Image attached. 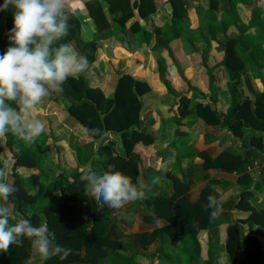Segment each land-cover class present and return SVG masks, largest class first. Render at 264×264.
I'll list each match as a JSON object with an SVG mask.
<instances>
[{"label":"trees","instance_id":"16d2710c","mask_svg":"<svg viewBox=\"0 0 264 264\" xmlns=\"http://www.w3.org/2000/svg\"><path fill=\"white\" fill-rule=\"evenodd\" d=\"M100 1L105 2L111 19L106 17ZM168 1L172 4L170 21L165 27L156 28V35L158 39L164 34H168L165 35L167 39H179L183 33L190 32L187 14L189 5L186 0ZM2 2L3 0H0V3ZM238 3L247 6L254 4V0H208V9L199 11L202 22L199 31L205 32L209 37L214 39L220 34L225 35L231 27L237 32V37L228 38L222 44L223 59L216 66L225 68L229 76L227 84L230 94L229 106L224 112H220L209 104L201 105L194 102L192 110L189 108L191 99L179 93L180 95L176 96L177 118L189 119L187 117L191 116L201 118L207 124L225 126L232 136L242 143L247 138L251 149L244 156L221 152L211 159L202 153L198 155L204 161V170L213 168L239 175L237 181L241 191L235 208L246 211L249 215L234 222L227 229L225 250L228 263L264 264V246L259 237L260 230L254 228L256 225L264 228V210L249 205L248 201L253 194L249 192L248 184L246 185L250 178L244 171L249 158L258 157L262 148L258 133L264 131V92L251 90V95L254 96L251 102V99H242L236 86L240 75H244L246 71L253 77L259 75L260 49L264 45V12L254 4L248 21L242 24V28L237 11ZM84 4L91 18L93 38L90 40L82 38L81 28L84 22L67 10L70 13L69 32L57 43L69 44L80 55L86 56L89 66L94 61L99 39L107 35L116 36L121 33L127 41L132 37L134 40L135 37L134 41L139 45L154 44L151 39L154 34L143 29L139 20L131 25L132 29H127L126 26L129 19L135 16V11L141 19L153 13L155 6L152 0H87ZM219 9L222 12L217 19L215 11ZM11 26V11L0 12V52L8 46L7 30ZM253 28L257 29L256 34L250 32ZM191 41L192 38H189L188 42ZM156 61L160 80L165 83L169 92L177 94L167 78L165 59L159 52ZM200 66L205 68L212 88L213 69L216 67L209 68L205 60L200 62L197 70ZM140 86L144 84H139L129 75H121L114 86L113 97L107 100L101 91L89 87L86 74L75 79L70 77L63 85L62 93L65 94L63 98H68L71 104L67 108L69 115L86 130L89 138H98L103 130L119 133L123 155L115 153L114 142L105 144L108 139L106 138L96 150V156L93 151L84 162L86 165L91 161V165L81 167L75 155L61 140L53 141L55 153L49 158L46 145L48 136L44 132L31 145L24 143L14 134L5 135L6 146L15 157L7 169L6 177L7 182L16 187V191L6 202L13 213V218H30L34 225L46 224L49 232L53 234L55 243L72 249L65 260L51 257L44 264H100L101 260H105V264H134L133 256L122 254L121 246L112 239L113 223L108 207L99 206L93 198L85 194L84 182L80 176L86 170L103 168L120 171L134 182L139 177L141 155L134 150V146L136 144L148 146L153 139L150 134L131 130L132 127L139 128L142 124L139 113L143 104L133 92L135 89L140 92ZM96 91L97 94H94ZM52 94L55 95L54 92ZM102 115L105 116L103 120ZM248 129L251 135L246 136L245 130ZM93 141L90 142L92 146ZM177 156L175 154L174 157ZM2 157H5V153L0 145V167H3ZM179 160L180 158L174 159L173 165ZM19 166L26 169L27 174L23 177H19L15 172ZM167 174L173 183V193L170 197L154 198L147 206L151 216L145 218L152 222L157 218H165L169 220V224L154 230L151 234H136L132 241L136 246L133 249L134 254L142 255V250L154 239L159 238L160 247L156 256L160 264H176L175 256L179 257V264H217L216 253L211 247L207 251V258H201V244L198 238V231L215 221L209 219V213L202 205L206 203L209 194L217 195L211 188L203 189L198 200L190 202L188 196L190 186L187 179L176 176L172 171ZM31 187L34 188L32 192L28 189ZM164 234L172 239H175L174 235L177 234L182 237L173 241L174 249L167 250L169 239ZM29 248L27 240H24L21 246L11 245L7 252H0V264H27L31 255Z\"/></svg>","mask_w":264,"mask_h":264},{"label":"clouds","instance_id":"9594fccd","mask_svg":"<svg viewBox=\"0 0 264 264\" xmlns=\"http://www.w3.org/2000/svg\"><path fill=\"white\" fill-rule=\"evenodd\" d=\"M9 10V43L0 52V137L14 134L31 145L44 132V124L35 116L36 107L53 92L62 93L68 78L86 74L89 60L69 44L57 43L68 35L70 27L65 0H3L0 12ZM174 156L173 152L161 165V171L174 162ZM7 175L5 168L0 167V252H7L11 245L21 246L27 240L31 256L39 264L51 257L65 260L72 249L55 243L46 224L34 225L30 218H13L6 202L16 187L7 182ZM80 179L85 194L101 207L119 210L147 198L144 182L139 177L134 182L120 171L90 169ZM202 207L210 220L222 212L221 201L212 194Z\"/></svg>","mask_w":264,"mask_h":264},{"label":"rangeland","instance_id":"374dc122","mask_svg":"<svg viewBox=\"0 0 264 264\" xmlns=\"http://www.w3.org/2000/svg\"><path fill=\"white\" fill-rule=\"evenodd\" d=\"M131 1H133V0H131ZM186 1L189 5V4H191L192 1H196V0H186ZM166 2H169V1L168 0H161L159 2V6H158L156 4V1L152 0V3L155 6L154 12L149 14L147 17H145L143 19L147 22V24L145 25L147 29H145V30L148 31V29H149V32H154L156 30L155 26L162 28V27H165V24L170 21L169 17L171 16V13L169 10H167L168 8L166 6ZM169 3L171 4V2H169ZM207 4H208V0H207ZM254 4H256V6L264 12V0H257V1L254 0ZM238 7L241 9V13L246 9V7L243 4H238L237 8ZM198 8H202V7H198ZM171 9H172V4H171ZM206 9H208V5H207ZM221 12H222L221 9L215 11L216 17L217 16L220 17ZM241 13H240V15H241ZM250 14H251V10L249 12V15ZM150 16H154V17L149 18L147 21V18ZM243 16L247 22L248 19H246V13L245 12H243ZM134 18L135 17H133V19ZM133 19H130V20H133ZM149 20H150V22H149ZM131 22L130 23L128 22L130 29H132L131 25H130ZM240 23L245 24V21L240 22ZM201 24L202 23L199 20V25H201ZM189 26H190V18H189ZM199 28L200 27H196V28L190 27V29H189L190 32H188L186 34L183 33L181 38H179V39H167V37L165 35H168V34H164L161 36L162 38L160 37V39H158V36L156 34H154L151 38L153 40V43H154L152 45V48L156 47L157 45H160L161 47H159L158 49L164 50V56L166 58L165 62H166V68H167L166 73L169 76L171 74V72L175 71L177 73L176 77H182V78L178 79V81L181 84H178V83H176V84L181 86L183 90H186V86H188V85H186L185 83H186V80H188L189 82H187V83L191 84L192 86H194L197 89V91H194L191 93V98L193 100H191V105H189L190 109L194 110V105H193L194 102H199V103L201 102V105L209 104L207 101V98H206L208 95H215L216 98H220L221 102L224 103V105L226 106L227 103H230V94H229V90L227 87V84L229 81V76H228L226 69L223 67H219V68L216 67L217 69L215 68L214 75H213V84H212V86L214 88L211 90V86L209 83V80H210L209 76L207 75V77H205L206 74H204L203 77H205V79H202V78L200 79L199 78L200 76L197 75L196 73H193L191 71V68L193 66H198L200 64V62H202L203 60H205V63L209 68L210 67L214 68L213 66L215 64H218L223 59V50L221 48L222 44L228 38L237 37V32L236 31L235 32L228 31L225 35L220 34V35L216 36V38L213 39L212 37H209L205 32L199 31ZM242 28H243V26H242ZM81 32H82V28H81ZM250 32L253 34H256L257 29L253 28ZM121 38H123V37H121ZM189 38H192L191 42H188ZM134 40H135V37H134ZM129 41H131V45L133 46V51H131V53L133 55L137 56L136 59H139L140 56H142V57H144V60L145 59L148 60L149 54L146 53V51H147V48H149V47H147V45L144 44L142 47H139L140 50H137L135 47L136 43H135V41H133V37L130 38ZM158 41H160V42H158ZM180 46L183 48L185 46V48L188 49V53L185 52L186 53L185 54L183 52L182 48H180ZM117 47L120 48L121 44L117 45ZM175 48H176V52L175 51L174 52L176 54V58L172 60L169 56H167L166 50H168V49H171V50L174 49L175 50ZM153 56H154L153 60L156 61L155 60L156 56L155 55H153ZM119 60L120 59L117 60L115 65H117ZM98 61H99V59H98ZM260 61L264 65V45L260 49ZM95 62H96V57L94 58V61L90 64L89 69L86 73L89 87L92 89L94 88V90L101 91L105 95V98L107 100L111 99L113 97L114 89L108 90L109 95H106V92H104V91H106L105 88H107V87L105 85L104 79H105V75L112 71L111 70L112 63H109V65L106 67L105 66L100 67L99 65H96ZM156 66H157L156 70H158L157 63H156ZM180 66L182 69L180 68ZM117 69H118V72H120V74L122 76L125 75L122 72L126 68L122 69V68L118 67ZM200 69H202V71H203L205 68L200 66ZM158 75H159V72H158ZM158 75L157 76L156 75H150V76H152V78L154 79L155 82L158 80L159 83H161L162 87L159 91H157L156 85L153 84L154 89L157 93L167 90L166 89L167 86H165V83H163L160 80ZM129 76L134 81H137L139 84H142V83L144 84V86L139 87L140 92H138L136 89H135V91L133 90V92L135 93L138 100H140L143 104L142 108L140 110V113H139V118H140V114H143L142 112L144 111V106L145 105L148 106L147 97H149L153 94L154 89H153L152 84L148 80H146V79H135L133 76H131V75H129ZM251 76H252V74L249 71H246L244 73V75H240V78L237 82L236 86H237L239 93H241V97L243 100L244 99H251V101H252L251 90L254 92H256V91L260 92L263 90L262 89L263 88L262 81L260 79H258V81H255L254 79L251 78ZM90 77H91V79H90L91 81H89ZM263 77H264V71H262L261 78H263ZM111 87H113V86H111ZM175 87L178 88V86H175ZM97 91L94 94H97ZM262 92H264V91H262ZM54 94L56 96V99L54 102H51L52 101V100H50L51 97H50V99L48 97H45L42 99L40 104L34 110L36 118L41 120V122L44 124V133L48 136V139L46 141V145L48 147L47 156L49 158L51 156H53V154H54L53 149H55V147L53 146V141L56 140V138H59L57 136V134L61 135L63 132V130H58L59 127H62V124H63L62 123L63 122L62 116H65L68 119V122H73V123L77 124L78 126H80V124L77 123L74 120V118L71 117L69 115V113L67 112V108H69L71 106V104H70V101L68 100V98H63L65 96V94L64 93H62V94L61 93H55V92H54ZM149 109L150 108L148 106L147 110H149ZM224 109L225 108H222V110H224ZM61 111L64 115L61 114ZM102 116H104V115H102ZM191 118L195 119L196 117L192 116ZM196 119L198 121H200V124L202 127H210L211 126V124L205 123L203 121V119H201V118H196ZM189 121H193V120H189ZM57 122L60 123V126H59V123H57ZM222 122H224V120ZM218 126L222 127V125H220V124H218L217 127ZM82 129H83V127H82ZM82 129H80L79 131H76L74 133L73 137L71 138L70 146H71L72 150H75V153L78 154V156H80L81 160H85L87 157H89L92 154V151L95 152L94 156H96L97 151L95 149V142L92 146L90 144H87L89 142L88 140L83 141L82 137L84 135H85L86 139H89V136L87 134H85V131ZM131 130L140 131V132L150 134L151 137L153 138L152 134L147 132L145 129H143L142 126H140L139 128L132 127ZM205 130L206 129H202L201 127H199L198 134L201 136ZM107 132L110 134L108 135V137L104 138V139L108 138L104 143L107 144L108 142H114L113 148H114L115 153L118 155H123L124 153H123V148H122L121 138H120L119 133H114L111 131H107ZM173 135H174V131L172 128H170L168 135L166 137H164L166 139V140H164L165 145L171 144V146H172V142L174 141L173 139H175V137L173 138ZM90 139L94 140L92 138H90ZM104 139H103V141H104ZM181 140H183V138L180 139V141ZM103 141H102V143H103ZM176 141H177V138H176ZM236 141L239 142V145L242 148L246 147V146H244V144L241 141H239V140H236ZM82 142H84V143H82ZM153 143H154V138L152 139V143L146 147H149V149H151L153 147ZM155 143H156V145H158L159 141H157ZM201 144H202V142L199 143V145H201ZM0 145L2 146L4 153H5V157H2L3 167L7 171L8 165L11 164V162L13 161V159L15 157L13 156V153L10 152L6 146V137L5 136L0 137ZM140 145H142V144H136L134 146V150L135 149L137 150L138 147H141ZM247 145H249V142ZM143 147H145V146H143ZM173 147L174 146H172V149H173ZM175 147H176V144H175ZM88 149L90 152H87ZM145 151H146V155L152 154L151 152H149L147 150H145ZM179 152L183 153V152H186V150L181 148L179 150ZM231 154H233V153H231ZM233 155H236V154H233ZM47 165L48 164H46V166ZM161 165H162L161 164V158H159L156 155L155 156L151 155V156H149L148 160L145 161V163L139 164L138 170H139V178L143 182H144V180L142 178L153 180V179H155V177L156 178L158 177L159 178L158 182L159 183H161L160 181L163 182V183L159 184V188L161 187V190L163 191L162 193L152 194V192H150V193L148 192V193H146V195H147L146 199L126 204L119 210L108 208L109 212H110V216L112 218V223L115 227L114 232L112 233V239L119 246H121L120 252L122 254H124L125 256H134L135 255L134 250L132 249L133 243L130 242L128 244H125L127 241V237L130 234H133V233L135 235L136 234L137 235L148 234V233L151 234L154 230L160 229V228L169 224V220H167L165 218H157L153 222L147 221L145 218L147 216H151V211L149 209H147L148 205L144 204L145 200L150 199L148 201V204H150V202L158 196L170 197L173 193V190H172L173 183H172V180H171L169 174H167L168 169L166 168L165 171H161ZM249 167L251 170H253V167H255L256 168L255 170L260 174L261 170L259 169L260 162L258 160V157H256L254 159V162L249 163ZM145 170H148V172L147 173L143 172ZM15 172L19 177H23L24 175L27 174L26 169L24 167H21V166L17 167ZM145 174H147V175H145ZM10 180H12V178H10ZM209 188H211L214 191V193L217 195V198L219 200L220 199L224 200V197H222L221 194L216 191V189H217L216 185L211 182V183H207L204 187H202L200 190L198 189L193 194H190V190H188L189 201L190 202L197 201L198 198L200 197L201 191L203 189H209ZM28 189L31 192L34 191V188H32V187L28 188ZM168 189H169V191H167ZM141 207L144 208L143 209L144 210L143 211V221H145V222L140 221V224H142L141 227H144V229H140L138 232L136 230L137 229L136 227L126 229V227H124L125 224L122 223V220L125 221V220L135 219V218L142 219V217L139 213ZM253 207L257 208V206H253ZM223 210L228 211L225 209V207H222V211ZM228 219H229V217H221V213H220V217L215 219V221L212 224H209L206 226L205 229L198 231V238H199V242L201 244V249H202L201 250V258L202 259L207 258V251H208L209 247H211V249L213 251H215V253H216L215 257H216V263L217 264H229L228 260L226 258L225 245H226V238H227V229L229 226L233 225V223L231 224ZM240 220H242V219H240ZM235 221L238 222L239 219L236 218ZM149 223L153 224V225H150ZM254 228L256 230L261 231V227H259L258 225H256ZM164 236L169 239V242L167 243V246H166L167 250L174 249V242L173 241H176L177 239L182 237L181 235H178V234L174 235L175 239L170 238L167 234H164ZM133 239H134L133 236H131V240H133ZM159 247H160V240H159V238H156L147 245L146 249L142 250V254H145L146 258L144 260H142L143 259L142 257H138L136 264H160L158 260H156L154 258H150V254L152 252L155 254V252H157ZM29 252H30V248H29ZM177 257L178 256L174 257L176 259L175 263L179 264L180 260H178ZM105 262H106L105 260H101L100 264H105ZM27 264H39V261H38V259L33 258L30 255ZM69 264H88V263H69ZM134 264H135V260H134Z\"/></svg>","mask_w":264,"mask_h":264},{"label":"crops","instance_id":"0c3cea01","mask_svg":"<svg viewBox=\"0 0 264 264\" xmlns=\"http://www.w3.org/2000/svg\"><path fill=\"white\" fill-rule=\"evenodd\" d=\"M85 1H87V0H65V6H66V10H69L70 12L75 14L80 21L84 22V25L82 26L81 35H82V38L84 40H90L93 38L94 30H93V27L91 25V19L89 18L88 11H87L85 4H84ZM155 1H156V4L159 6V2L161 0H155ZM100 3L102 5V8L105 12L106 17L108 19H111V16L108 14L105 2L100 1ZM238 4H242V3H238ZM238 4H237V6H238ZM207 5H208L207 0H200V1L196 0V1H192L191 4H189V7L187 9V14H188V17L190 18V27L196 28V27H200L202 25V24L199 25V20L201 21V13H199V11L206 10ZM253 5H254L253 3L251 5H247V6L244 5L246 7V9L243 12L246 13V19H248L249 12H250L251 7ZM198 7H202V8H198ZM170 9H171V7H170ZM237 11H238V14L240 16V21L241 22L245 21V24H246L247 22L243 16V12L241 13V9L239 7L237 8ZM240 13H241V15H240ZM220 16H221V14H220ZM134 17H135L134 19H133V17L131 18L133 20L129 19V21H128L129 23L132 21L130 25H132L136 20H139L140 26L143 27V29H147L145 26L147 24V22L145 20L141 19V17L138 15L137 11H135ZM151 17H154V16L148 17L147 21ZM219 18L220 17L217 16V19H219ZM128 22L126 23L127 29H129V27H130L128 25L129 24ZM149 22H150V20H149ZM242 24H244V23H241L240 25L242 26ZM155 27L159 28L157 26H155ZM204 28H206V27L204 26ZM229 31L235 32V30L232 27L229 29ZM148 32H149V29H148ZM149 33L156 34L157 32L154 31V32H149ZM121 37H122L121 33L116 35V36H108L107 35L104 38H100L98 41V47H97V50L95 53L96 65H99L100 67H104V66L106 67L109 65V63H112V66H111L112 71L109 72L108 74H106L105 79H104L105 85L107 87V88H105L106 91H104V92H106V95H109L108 90L114 89L117 78L121 76L120 72H118V69H117L118 67H120L122 69L126 68L122 72L123 74L131 75L135 79H146L152 84V86H153V84H155L157 87V91H159L162 87L161 83H159L158 80L155 82L154 79L152 78V76H150V75H156V76L158 75V70H156L157 61L153 60V57H154L153 55L156 56L159 52L160 55L166 60V58L164 56V50L158 49L159 47H161L160 45H157L156 47L152 48L153 44L152 45L146 44L147 47H149V48H147V51H146V53L149 54L148 60L147 59L144 60V57H142V56H140L139 59H136L137 56H135L131 53V51H133V46L131 45V41L128 40L129 41L128 42L126 40V38H122V40H121ZM152 42H153V40H152ZM119 44H121L120 48L117 47V45H119ZM144 44L138 45L136 43L135 47L137 50H140L139 47H142ZM180 48H182L184 53L185 52L188 53V49H186L185 46H184V48L180 46ZM166 51H167L166 52L167 56H169L172 60L176 58V54H175L176 48H175V50L174 49H172V50L168 49ZM98 59H99V61H98ZM118 59H120V60L118 61L117 65H115V63L117 62ZM165 64H166V62H165ZM216 66H217V64H215L213 67H216ZM259 66H260L259 75L256 77L251 76V78L254 79L255 81H258V79H260L263 83V88H262L263 90L262 91H264V77L261 78L262 71H264V65L261 61L259 62ZM197 67L198 66H193L191 68V71L193 73H196L197 75H199L200 79L201 78L205 79V77H207L206 70L204 69L202 71V69H198V71H197ZM180 68H181V66H180ZM210 68H212V67H210ZM214 70H215V68L213 69V75H214ZM176 74L177 73L175 71H173V72H171V74L169 76L167 74V78L169 81H171V83L174 87V90L178 93L173 94V93L169 92L167 87H166V89H167L166 91L157 93L154 89V86H153V89H154L153 94L151 96L147 97L148 106L150 109L147 110L148 106L145 105L144 111L142 112L143 114H140V119L142 121V124H141L142 128L145 129L147 132L151 133L153 138H154L153 147L151 149H149V147H146V146L143 147L142 145H140L141 147L137 148V151L140 152V155H141L140 164L145 163V161H147L149 156H151V155H154V156L156 155L159 158H161V164H163L171 156V154L174 152L176 155H178L176 158L174 157V159L178 160V158H180V160L176 165H173V163L168 164L167 165L168 172L172 171L176 176H178L180 178L185 177L187 179V181L189 182V185H190V188H189L190 194H193L198 189L200 190L207 183H211V182L214 183L216 185V188H217L216 191L218 193H220L222 197H224V200L220 199L221 206L225 207V209L228 210V211L223 210L221 212V217H229V219H228L229 222L231 224L232 223L234 224V222H236L235 221L236 218H238L239 220L245 219L249 215V213H247L246 211L237 210L235 208V204L239 200V194H240L239 192L241 191V186L237 181L239 178L238 173H226L225 171H222L219 169H213V168L204 170L203 169V162L204 161L198 155V153L205 154V156L207 158H211V159L218 156L221 152H229V153H233L236 155H243L244 156V155H246V152H248V150L251 149V147L249 145H247L248 141L246 138V141L243 143L244 146H246V147L242 148L239 145V142L236 141L237 139H235L232 136V134L225 128V126H222V127L218 126L217 127V125L216 126L211 125L210 127H202L200 124V121H198L196 118L195 119L191 118L192 116L187 117L189 119L177 118V116H178L177 115L178 99L176 98V96H179L180 95L179 93H181V94L187 95L188 98L193 100L191 98V93L194 91H197V89L194 86H192L191 84L189 86L188 85L189 83H187L189 81L186 80L185 84L188 86H186V90H183L182 87L178 85V84H181L178 81V79L182 78V77H176ZM204 74H206L205 77H203ZM158 77H159V75H158ZM90 79H91V77L89 78V81H91ZM176 83H178V84H176ZM111 86H113V87H111ZM175 86H178V88ZM213 88L214 87H212L211 90ZM262 91H260V93H263ZM50 97H51V99H50ZM48 98L50 100H52L51 102H54L56 99V96L51 94L48 96ZM206 98H207L209 105L211 104L212 108L218 109V110H220V112H224L230 104V103H227L225 106L224 103L221 102L220 98H216L215 95H208ZM251 98H252L251 102H253L254 96L251 95ZM222 108H225V109L222 110ZM61 114H63L62 111H61ZM62 118H63V122H62L63 124H62V127H59L58 130H63V132L61 135L57 134V136L59 138H56V140H58V141L61 140V141L65 142L66 148H68L75 155L77 160L80 162L79 163L80 166L82 167L85 165L84 162H86L90 156L87 157L85 160H81L80 156H78V154L75 153V150H72V148L70 146L71 138L73 137L74 133L76 131H79L80 129H82V127L78 126L77 124H75L73 122H68V119L65 116H62ZM189 120H193V121H189ZM57 123H59V122H57ZM59 126H60V123H59ZM199 127H201L202 129H206L201 136L198 134ZM170 128H172L174 131L173 138L175 137V139H173L174 141L172 142V146H174L173 149H172L171 144L165 145V142H164V140H166L164 137H166L168 135ZM82 130H84L85 134H87L86 130L84 128ZM245 134H246V136H249V135H251V131L249 129L245 130ZM253 134L256 135L255 132H253ZM258 135H260L262 145H263L261 150L259 151V156H258V160L260 162L259 169L261 170V172L259 175H257L258 172L255 170L256 169L255 167H253V170L250 169L249 163L254 162V159H255V157H253V156L251 158H249L248 164L245 166L244 171L249 176L250 182H251V185H250V182L247 180L248 183L246 182V185L248 184V190H249V192H251L253 194L252 197L248 201L249 205L250 206H257L256 209L264 210V131L261 133H258ZM82 138H83V141L88 140L89 142L87 141L88 143L87 142L86 143L91 145L90 142L93 140H91L90 138L86 139L85 135ZM176 138H177V141H176ZM182 138H183V140L180 141V139H182ZM157 141H159L158 145H156V143H155ZM200 142H202L201 145H199ZM82 143H84V142H82ZM174 143L176 144V147H175ZM179 148L185 149L186 152H183V153L180 152L181 154H177V152H179V150H180ZM145 150L151 152L152 154L146 155ZM87 152H90L89 149L87 150ZM54 153H55V151H54ZM86 165H87V163H86ZM143 172L147 173L148 170H145ZM145 175H147V174H145ZM142 179L144 180V184L146 185V193L152 192V194H158V193L163 192L161 190V187L159 188V184L163 183L162 181L159 180L161 183L157 182V183L153 184L152 179H144V178H142ZM167 191H169V189ZM149 200H145L144 204L149 205L148 204ZM143 209L144 208L141 207L140 212H139L142 219L135 218V219H129V220H125V221L122 220V223L125 224L124 227H126V229L136 227L137 232L140 229H144V227H141L142 224H140V221L141 222L143 221V211H144ZM143 222H145V221H143ZM150 225H153V224H150ZM114 228L115 227L113 225V232H114ZM131 236H133V238H134L135 234L134 233L130 234L127 237V241L125 244H128V243L133 241V240H131ZM259 237H260L262 244L264 246V228H261V231L259 233ZM134 248H136V246L133 245L132 249H134ZM151 254H150V258H154V259L158 260L157 256H156V252H155V254L153 252ZM138 257H142L143 258L142 260H144L146 258V255L145 254H142V255L135 254L133 256V259L135 260V264L137 262ZM177 258L179 259V257H177Z\"/></svg>","mask_w":264,"mask_h":264},{"label":"water","instance_id":"95a60500","mask_svg":"<svg viewBox=\"0 0 264 264\" xmlns=\"http://www.w3.org/2000/svg\"><path fill=\"white\" fill-rule=\"evenodd\" d=\"M166 6L168 8V10L171 12V4L169 2L166 3ZM104 119V116H101V120ZM109 133L106 131V130H103L102 134L98 137V138H95L94 139V142H95V149L97 150L98 147L100 146V144L102 143L103 139L105 137H108ZM91 165V161L87 163V166H90Z\"/></svg>","mask_w":264,"mask_h":264},{"label":"built area","instance_id":"2783aa9c","mask_svg":"<svg viewBox=\"0 0 264 264\" xmlns=\"http://www.w3.org/2000/svg\"><path fill=\"white\" fill-rule=\"evenodd\" d=\"M257 175H259V173Z\"/></svg>","mask_w":264,"mask_h":264}]
</instances>
